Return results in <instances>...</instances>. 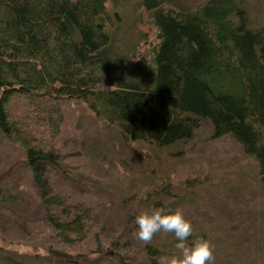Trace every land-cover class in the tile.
Instances as JSON below:
<instances>
[{
  "label": "trees",
  "instance_id": "16d2710c",
  "mask_svg": "<svg viewBox=\"0 0 264 264\" xmlns=\"http://www.w3.org/2000/svg\"><path fill=\"white\" fill-rule=\"evenodd\" d=\"M251 1L264 4L139 0L156 43L149 59L132 61L113 49L106 0H0V135L20 150L37 190L55 242L45 250L49 264H92L93 258L108 264L107 247L118 252L109 257L113 264H157L168 252L147 244L132 259L129 242L99 236L90 207L53 191L48 171L63 156L26 129L38 123L56 129L62 101L88 104L123 142L156 149L184 145L207 126L214 140L231 137L264 175V31L248 22ZM143 67L150 75L137 74ZM15 98L28 110L18 122L7 112ZM36 104L47 109L32 108ZM170 189V181L161 182L136 208H164L148 202ZM139 213L132 210L128 220L136 230ZM89 241L94 249H78Z\"/></svg>",
  "mask_w": 264,
  "mask_h": 264
},
{
  "label": "rangeland",
  "instance_id": "374dc122",
  "mask_svg": "<svg viewBox=\"0 0 264 264\" xmlns=\"http://www.w3.org/2000/svg\"><path fill=\"white\" fill-rule=\"evenodd\" d=\"M106 7L111 22L106 29L117 57L149 59L155 29L146 22L139 0H106ZM246 10L250 25L264 31V4L251 1ZM141 73L150 75L146 67L137 74ZM24 107L25 100L15 98L7 109L9 118L18 122ZM36 107L47 109V104L32 106ZM60 109L56 129L38 123L26 132L62 154L57 169L48 171V182L54 192L93 210L101 238L129 242L133 251L128 256L138 257L145 244L133 235L131 211H148L145 206L136 208L142 196L168 180L169 194L148 203L183 209L195 236L189 243L199 235L210 240L214 264H264V175L231 137L214 140L204 126L184 145L156 149L123 142L86 103L62 101ZM42 218L20 150L0 135V241L10 244H0V264H49L45 250L55 242ZM173 239V234L160 232L150 244L164 246L165 255H171ZM92 248L89 241L78 249ZM60 249L75 253L74 248ZM105 252L108 264H113L110 258L118 252L108 247ZM97 259L92 264H103Z\"/></svg>",
  "mask_w": 264,
  "mask_h": 264
},
{
  "label": "clouds",
  "instance_id": "9594fccd",
  "mask_svg": "<svg viewBox=\"0 0 264 264\" xmlns=\"http://www.w3.org/2000/svg\"><path fill=\"white\" fill-rule=\"evenodd\" d=\"M138 226L134 237L143 244H150L157 233H171L178 241L175 252L157 258V264H214V245L208 239L195 238L192 222L185 217L181 208L174 211L155 208L151 211L142 210L135 218Z\"/></svg>",
  "mask_w": 264,
  "mask_h": 264
}]
</instances>
